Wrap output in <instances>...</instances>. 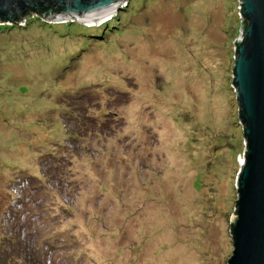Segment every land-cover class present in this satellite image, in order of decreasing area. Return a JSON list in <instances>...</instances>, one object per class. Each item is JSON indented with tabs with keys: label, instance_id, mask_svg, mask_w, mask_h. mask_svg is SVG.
<instances>
[{
	"label": "rangeland",
	"instance_id": "374dc122",
	"mask_svg": "<svg viewBox=\"0 0 264 264\" xmlns=\"http://www.w3.org/2000/svg\"><path fill=\"white\" fill-rule=\"evenodd\" d=\"M239 6L0 28V264H228Z\"/></svg>",
	"mask_w": 264,
	"mask_h": 264
},
{
	"label": "water",
	"instance_id": "95a60500",
	"mask_svg": "<svg viewBox=\"0 0 264 264\" xmlns=\"http://www.w3.org/2000/svg\"><path fill=\"white\" fill-rule=\"evenodd\" d=\"M122 1L0 0V24L20 25L34 14L88 22L111 14ZM239 7L247 27L234 45L233 85L246 146L235 183L238 200L229 228L233 255L228 264H264V0H240Z\"/></svg>",
	"mask_w": 264,
	"mask_h": 264
},
{
	"label": "trees",
	"instance_id": "16d2710c",
	"mask_svg": "<svg viewBox=\"0 0 264 264\" xmlns=\"http://www.w3.org/2000/svg\"><path fill=\"white\" fill-rule=\"evenodd\" d=\"M3 27H4V26H2V27H0V28L3 29ZM8 27H9V26H8ZM8 27H4V29H7ZM11 27H12V26H11ZM246 27H247V25L245 24V26H244V31H245ZM4 29H3V30H4ZM244 39H245V38H244ZM244 39H243V40H244Z\"/></svg>",
	"mask_w": 264,
	"mask_h": 264
},
{
	"label": "built area",
	"instance_id": "2783aa9c",
	"mask_svg": "<svg viewBox=\"0 0 264 264\" xmlns=\"http://www.w3.org/2000/svg\"><path fill=\"white\" fill-rule=\"evenodd\" d=\"M4 24H0V26H3ZM7 25V24H6ZM21 26V25H20ZM7 27H8V25H7Z\"/></svg>",
	"mask_w": 264,
	"mask_h": 264
},
{
	"label": "bare ground",
	"instance_id": "6f19581e",
	"mask_svg": "<svg viewBox=\"0 0 264 264\" xmlns=\"http://www.w3.org/2000/svg\"><path fill=\"white\" fill-rule=\"evenodd\" d=\"M242 165H243V164H242ZM242 165H241V166H242Z\"/></svg>",
	"mask_w": 264,
	"mask_h": 264
}]
</instances>
